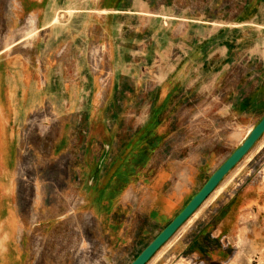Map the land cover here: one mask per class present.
<instances>
[{"label":"rangeland","instance_id":"obj_1","mask_svg":"<svg viewBox=\"0 0 264 264\" xmlns=\"http://www.w3.org/2000/svg\"><path fill=\"white\" fill-rule=\"evenodd\" d=\"M94 1L0 0V58L14 59L20 53L31 60L27 67H51L47 99L44 98L41 107L25 115L24 125L7 124L11 112L5 109L3 112L0 264H128L169 222L158 216L148 218L140 207L146 199L144 194L158 192L154 183L155 158L159 156L160 162L168 157L172 159L171 156L180 159L187 151L184 141L171 136L184 135V123L196 114L206 113V120L220 122L224 128L237 131L240 138L259 117L239 113L231 120L233 114L226 111V104H219L218 109L215 105L228 84L251 71L246 80H253L247 88L252 90L258 80V73L253 69L264 58V45L250 51L258 55L257 61H250V56L245 54L182 105L178 100L185 92L178 93V78L160 72L167 70V66H162L161 56L169 54L176 59L181 53L177 42L164 44V28L171 21L174 26L176 21L183 23V20L198 25L197 11L192 19L175 20L178 14L170 13L173 9L176 13L178 10L189 13L200 5L210 9L207 19L203 20L204 24L213 26L209 35L240 23L241 19L246 18L244 23L250 22L252 17L261 14L257 10L264 8V0H105L104 8L107 4L115 22L113 33L104 26L106 35L113 36L110 47L104 35H91V41L87 37L89 22L96 23L101 13L90 11ZM219 9L224 12L214 19L217 13L213 10ZM35 10L43 12V35L36 34L30 14ZM176 27L173 33L178 37L181 26ZM258 33L264 34V29H254L252 35L259 37ZM113 47L117 52L116 76L111 66L114 62L108 56L113 54ZM149 53L151 59L147 57ZM134 68L138 71L141 94L114 91L119 73H129ZM127 79L121 88L131 91L137 85L132 77ZM99 100L106 102L108 108L89 107ZM137 103L142 108L133 106ZM210 107L213 113L208 111ZM101 115L103 121L98 118ZM219 149L221 157L229 152L223 147ZM244 162L224 177L146 264H182L181 253L170 249V245L185 234L182 232L186 228L195 226L198 212L209 206L220 190L223 191L219 197L226 200L247 181L235 176ZM250 164L254 178L264 165V148ZM197 187L198 177L189 178L182 199L188 202ZM94 198L103 202L91 209L97 216L103 214L101 222L88 212ZM117 203L123 213L121 222L110 221ZM73 214L76 218L57 223L61 216Z\"/></svg>","mask_w":264,"mask_h":264},{"label":"crops","instance_id":"obj_2","mask_svg":"<svg viewBox=\"0 0 264 264\" xmlns=\"http://www.w3.org/2000/svg\"><path fill=\"white\" fill-rule=\"evenodd\" d=\"M104 1L96 0L90 6L92 13L93 11L101 13L96 17V23L93 20L89 22L90 31H88L87 37L91 41L92 36L104 35L105 42H110L106 45L110 47L113 36L106 35L104 26L113 33L115 22L114 17L108 13L107 4L104 8ZM208 10L210 9L202 5L198 6V9L193 8L189 13L187 10H178L176 13V9H173L170 13L175 12L179 16L175 15V20L184 19L183 17L192 19L194 17L192 14L197 11L198 25L184 23V20L183 23L176 21V26H181L179 31L184 37L181 34L176 37L173 33L174 28L177 29L174 26V21H171L169 26L164 28L165 32H162V37L165 39L164 44L170 45L173 41L181 47V53L175 57L176 59H172L169 54L161 56L162 66H167V70L160 72V74L164 72L167 76L178 78V93L185 92V95L178 100L179 105L188 102L189 98L197 95L213 78H216L215 76L232 68L245 54L250 56V61H257L258 55L251 54L250 51L255 46L264 45V34L258 33L259 37L252 35L254 29H264V8H259L257 12L261 14L252 17L250 22L244 23L246 18L241 19L240 23L237 24L232 21L233 25L222 27L218 32L207 35L213 27L204 24L203 21L207 19ZM222 12L224 10H213V13H217L214 19L218 18ZM30 14L34 18L36 34L43 35L42 10H35ZM198 34L202 36H198ZM42 35L39 37L42 38ZM111 50L113 54H108V56H111L109 59L114 62L111 66L113 75L116 76L117 52L114 47ZM147 57L152 58L150 53ZM37 59L39 60V56ZM11 61L12 63H10ZM17 62L18 65H16ZM172 62L174 64H171ZM27 63L31 64V60H26L25 55L20 53L14 59H8L6 56L0 58V67L4 68V71H0V116L3 119H0L1 125H4L5 122L4 109L9 110V113L11 112V117L6 118L7 124L21 126L27 121L25 115L30 113V110L41 107L44 98L47 99L46 89L51 82V67L48 65L43 68L36 67V65L27 67ZM258 63L253 69V72L258 73V80L252 90L247 91V88L253 80H246L251 71L235 82L228 84V88L222 92L219 99L216 100L217 105H215L218 109L219 104H226V111L233 114L231 120L234 119L235 114L239 115V113L259 116L247 128L246 132L264 115V111H260L264 110V58ZM125 72L119 73V81L113 86L114 91L120 94H128L129 92L135 93V95L141 94L138 87V75L136 74L138 71L134 68L130 71L131 73ZM128 76L136 82L137 86L132 89L133 91H129V89L126 91V89L121 88ZM169 102L171 103V101ZM133 106L142 108L139 103ZM133 106H130L131 109L134 108ZM89 107L103 110L108 108L107 103L100 100ZM212 110L213 107L208 108V111L212 112ZM205 114H196L187 123H184L186 125L184 135L180 136L181 133H179V135L173 134L171 136L172 139L185 142L187 151L182 158L179 159L170 155L173 157L172 159L167 156L168 160L162 162L157 161L159 156L155 158L153 163L155 169L154 183L158 192L155 194L154 191V195L149 192L144 194L146 199L142 200L140 207L142 213L148 218L155 219L158 216V218L170 221L187 202L182 198L185 195L184 189L189 178L198 177V187L191 195L192 197L245 136L246 133L239 138L237 131L224 128L225 125L218 121L206 120ZM98 118L104 120L102 115ZM187 125L189 131H187ZM226 126L228 125L226 124ZM206 129L208 130L206 131ZM262 139H264V135L241 160L245 162L235 174L236 178L243 177L247 181L226 200H223L222 196L219 197V193L223 191L220 190L218 195L211 200L209 206L198 212V218H195V221L198 219V222L195 226L186 228L182 232L185 234L180 235L170 245V249L176 250L178 254L181 253L182 264H264V165L259 169L258 176L253 178L250 164L258 156L260 150L264 148V143L260 144ZM219 147H223L224 150L229 149L225 157H221L222 153ZM239 163L233 169L238 167ZM167 183L169 185L164 189ZM102 203L98 198H94L88 208L91 216L99 222L103 219V214L101 215L99 212L100 216H97L91 209L93 205L96 207V204H100L101 206ZM127 203V201L123 202L121 206L124 207ZM120 209L119 203L114 204L110 221H122L123 213ZM61 217L63 218L57 223L76 218L75 214ZM177 242L179 243L178 249H175ZM8 264L11 263L8 262Z\"/></svg>","mask_w":264,"mask_h":264},{"label":"water","instance_id":"obj_3","mask_svg":"<svg viewBox=\"0 0 264 264\" xmlns=\"http://www.w3.org/2000/svg\"><path fill=\"white\" fill-rule=\"evenodd\" d=\"M264 135V115L246 132L241 142L209 175L200 189L185 206L154 236V238L128 264H146L152 256L195 213L207 197L218 187L224 177L246 156Z\"/></svg>","mask_w":264,"mask_h":264},{"label":"trees","instance_id":"obj_4","mask_svg":"<svg viewBox=\"0 0 264 264\" xmlns=\"http://www.w3.org/2000/svg\"><path fill=\"white\" fill-rule=\"evenodd\" d=\"M156 123H154V125H155Z\"/></svg>","mask_w":264,"mask_h":264}]
</instances>
